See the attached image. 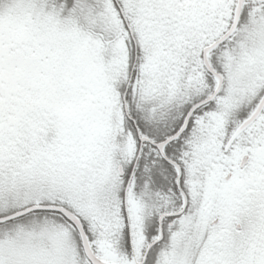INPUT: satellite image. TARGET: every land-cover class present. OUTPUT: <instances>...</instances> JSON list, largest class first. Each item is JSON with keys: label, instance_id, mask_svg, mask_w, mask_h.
<instances>
[{"label": "snow or ice", "instance_id": "snow-or-ice-1", "mask_svg": "<svg viewBox=\"0 0 264 264\" xmlns=\"http://www.w3.org/2000/svg\"><path fill=\"white\" fill-rule=\"evenodd\" d=\"M0 264H264V0H0Z\"/></svg>", "mask_w": 264, "mask_h": 264}]
</instances>
